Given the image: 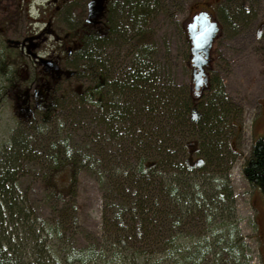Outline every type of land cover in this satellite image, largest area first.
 Masks as SVG:
<instances>
[{"label":"rangeland","instance_id":"rangeland-1","mask_svg":"<svg viewBox=\"0 0 264 264\" xmlns=\"http://www.w3.org/2000/svg\"><path fill=\"white\" fill-rule=\"evenodd\" d=\"M220 1L153 0L145 24L149 50V60L146 62L153 69V74H158L152 84L158 92V98L163 93L166 95V92L169 94L175 91L172 93V101L169 99L172 105L178 92L184 95L188 85L193 88L192 66L190 61L185 60L190 49L187 25L191 16L194 12L207 8L219 24V33L211 48V60L205 70L208 78H217L222 85V98L220 94L214 98L216 104L213 114L216 113L217 117L211 124L209 137L204 139L205 143L214 145V152L209 153L204 142L200 153L193 141L184 149L173 147L169 154L175 156V163L170 165V170H166L169 179H178L176 188L185 187L187 183L192 188L199 186L198 191L204 195V199L200 200L205 205L200 210L195 207H178L176 201L167 198L164 187L159 188L164 184L158 179L162 177L161 172L147 175V179L151 181L157 176L158 182L155 181L154 184L136 186L129 183V179L125 182L126 171L121 168L125 164L134 163L136 157L143 158L142 152H138L137 146L127 136L128 128L123 127L125 121V126L130 122L126 118L136 121L138 126H144V136L148 140L150 135L146 127L151 123L150 119L157 116L155 121L162 114L149 115L146 110H140L141 115L134 119L138 114L139 103L131 94H126L121 101L124 106H133L134 114L122 109L125 112L124 122H117L113 115L121 111L119 108L116 111H107L105 107L104 110H99L95 104L98 103L97 94L93 92L95 95L89 97L93 82L99 81L97 75L104 78L102 72H97L88 78L83 77L82 81L73 79L64 84L71 91L77 84H81L82 89L88 92L86 97L78 99L69 92L67 97L61 99L60 91L58 107L52 117L46 122L37 118L38 115L34 118L35 125H40L39 130L44 127L43 134L46 138L39 137L37 140L39 150L45 143H61V140L66 142L72 158L77 160L74 183L64 190L47 183L48 173L39 164L41 158L36 157L43 150L35 151L36 156L21 155V165L13 168L17 183L12 188L11 184H5L6 197L7 203L20 209L25 208L30 219L24 220L23 215L10 224L4 222L0 228V242L9 256L15 259L17 248L18 254L30 262L33 248L43 242L40 238L39 241L35 238L40 228L34 224L41 226L64 220L68 224L65 225V243L57 249L62 252L72 247L96 246L95 252L101 255L100 259L97 258L102 260L100 264H107L109 253L103 249L113 248L115 237L112 236H115L118 224L127 230L136 225V232L139 233L138 236L124 233L119 246L125 250L126 258L121 262H125L132 252H144L147 256L148 251L157 256L166 248L168 240L174 237L175 243L179 244L177 250L184 255L188 250L194 253L198 241L205 240L210 253L206 255V264H264V197L244 178L241 171L253 139L264 135V0H224L219 3ZM122 7L116 14L120 29L124 25L123 13L131 11L125 0L122 1ZM133 35L130 33L127 36L129 40L123 39L121 35L116 36V41L104 46L103 53H100L101 62L106 61L111 68V75L122 76L134 59L135 49L139 46L132 39ZM94 66L96 64L91 65V69ZM85 68L83 67L85 72L90 74ZM99 68L105 70L101 66ZM2 74L3 69L0 68V78ZM5 89L0 85V164L4 160L3 151L10 146L11 137L17 133L25 134L24 127L19 124L10 106V100L4 96ZM203 91L196 90V98L199 99ZM101 97L102 102L107 105L118 103L110 102L106 91ZM193 114L191 111V115ZM197 118L198 114L193 118L194 121ZM163 119L161 116V121ZM114 124L115 128L120 126L121 131L118 133L116 128V133L111 134ZM161 126L160 132L162 130L164 134L167 126ZM201 130L203 131V126ZM168 131L170 132L169 129ZM35 133L40 135L39 131L35 130ZM211 154L212 157H209ZM189 156L191 162L201 159L202 168L189 167L186 162L189 168L186 170L180 159ZM151 160L153 158H148L147 162ZM0 184H3L1 170ZM3 199L5 197H0L1 215L8 216ZM136 199L144 207L145 221L141 216L133 214L137 208L133 205ZM118 214L122 215V220L111 222L110 218L115 219ZM31 215L35 220L31 219ZM13 217L18 218V214L14 213ZM177 224L179 227H174ZM28 226L35 231L34 234L27 235L25 230ZM7 239L12 245L8 244ZM47 241L50 242H46L48 246L59 242L51 238ZM228 248L234 250L235 259L229 258ZM176 253H173L174 256ZM216 253L219 260H210L211 254Z\"/></svg>","mask_w":264,"mask_h":264},{"label":"trees","instance_id":"trees-1","mask_svg":"<svg viewBox=\"0 0 264 264\" xmlns=\"http://www.w3.org/2000/svg\"><path fill=\"white\" fill-rule=\"evenodd\" d=\"M125 1L126 4L129 5L131 11L129 13H123V27L121 29L119 28L116 19V14L122 7L121 4V6H119V8L115 11L113 19L111 20V37L109 36L110 38H107L108 42H106L105 44L104 42H97L96 48H90L89 50V54L93 58L94 64H96V66H94L88 72L97 73L96 71H98L99 73H103L105 82L103 88L101 89L102 95L103 92L106 91L109 95L110 102L117 101L120 105L114 102L107 105L102 101L100 102V104H95L97 105L99 110H104L103 107H105L106 110L109 109V111H116L119 108L118 110L121 111H118L117 114L115 113L116 115L114 114L113 116H115L117 122H124L125 118H123V113L130 111V113L134 114V107H129L126 105L124 106V102L121 100L122 97L126 96V94H131L133 98H136L135 100H137L139 103L138 114L134 116V119L141 115L142 112L140 110H146V113L149 115L162 114L161 116L164 118L162 121L161 116H158L159 119L155 121L154 118H156L157 116H155L153 119H150L151 123H149L148 127H146L148 128L150 135L148 140L147 137L144 136L145 127L138 126V123L136 121L131 120L130 118H126L130 122L127 124V127L125 126V121L123 127L128 128L127 136H130V140H132L133 143L137 146L138 152H142L143 158L138 157L137 159L136 157L134 163H131L129 165L125 164L126 166L124 168H121L123 169V171H126L124 175V177H127L126 179L124 178L125 182H128L127 179H129V183L132 182L136 186H146L147 184H154L157 176L153 179V181H151V179H147V175L151 173L154 174L156 172H161L160 176L162 177L158 179H160L159 181L164 182V184L162 186H159V188L164 187V193L168 195L167 198H169V200L171 199L174 202L176 201L178 207L184 209L195 207L200 210V208H202L205 203L201 202V200L204 199V195L198 191L200 190L199 186H196V188H192L191 186H188L187 183V186L185 187L176 188L175 184L177 183L178 179L168 178L166 170H170V165L175 163L173 162V158L175 156L170 155L169 150L173 149V147L184 149L186 145L190 143V141H193V143H196L197 152L199 151L200 153L201 148H203L202 143L204 142L205 138L209 137V131H212L211 124H213L212 122L217 117L216 113L213 114V108L216 104L214 98L219 94L222 98L220 92L222 87L221 82L214 77L208 78L206 85L209 86L207 89L205 88L206 85L204 86V91L201 92L202 95L199 97V99L198 97L196 98L197 95L195 96L197 92L190 85H188L187 91L184 95H182L181 92L177 93V97L174 100L173 105L171 101L173 97L172 93L175 92L174 90L169 94L168 92H166V95H164L163 93V96L160 94L161 97L158 98L156 95L158 92L155 90V87L152 84V81L155 80L158 74H153V69H151L150 64L146 62L147 60H149V50L147 44L148 36L145 31V24L147 22L146 16L148 17L147 13L152 7L153 0ZM222 1L224 0H221L219 3H221ZM116 27L117 29L114 30ZM127 29L130 31L128 32ZM130 33L134 34L132 39L134 40L136 46H139L135 49V57L127 66V69L123 72L122 76L117 77L115 75H111L110 73L112 72V70L108 67L106 61L104 63L101 62L99 58L101 57L100 53H103L104 46L110 44V41H112V44L116 41V36L120 37L121 35L123 39L129 40L127 36ZM190 58V51H188L185 60L189 62ZM100 66L101 69L105 68V70H100ZM10 73V70H6L3 68V74L0 78V85L4 86L3 79L8 77ZM170 94L171 97H169ZM192 108H196V110L200 112H198L199 118H197V120L195 121L191 119ZM122 109L125 110V112H122ZM176 110H179V112L177 113ZM53 114L54 111L42 113L39 114L37 118H40L42 119V121L46 122L50 117H52ZM34 122H36V119L32 120V124L30 125L19 123L24 127L25 134H14L9 142L10 146H8L2 154L4 160L0 164V170L3 184H0V197H5V199H3V202L6 203L9 215H1L2 213L0 211V228L3 227L4 222H8L10 224L11 221H14V219L16 221V219L22 218L23 215L24 220L30 219L25 208L20 209L18 206L12 203H7L6 197L7 190L5 184H11L12 186H10V188H12L15 187V184L17 183V179H14L15 171L13 170V168L21 165L19 164L21 155L23 156L24 154H26L27 156H29L32 154L36 156L35 151L43 150V152L41 151L42 154L39 153V156L36 157L41 158V163L39 164H41L42 168L45 169L46 173H48V176L46 178L47 183H51L59 190H64L68 188L72 183H74V172L77 165V160L72 158V154L70 150H68L66 142L64 140H61V143L55 142V144L50 145L48 143H45L44 146H40L41 149L39 150L37 140L39 139V137H41L42 139L46 138L44 136L45 134H43L44 127L40 128L39 130L40 125H35ZM109 124H111V122H109ZM161 124H163V127L167 126V130H165L164 134H162V130L160 132V129H162ZM115 125L116 124H114L112 132H110L111 134L116 133V128L118 133L121 131V127L116 126L115 128ZM202 126L203 131L201 130ZM168 129L170 130V132L168 131ZM35 130L39 131L40 135H38L39 133L36 134ZM197 135H202L204 137H196ZM205 144H207L206 146L207 150H209V153L214 152V145H209V142ZM61 152H63V154ZM60 157H63V159L61 160ZM209 157H212V154ZM148 158H153V160L147 162ZM109 161L111 160L109 159ZM189 161L190 158L180 159L181 165L186 170H189ZM186 162L188 166L186 165ZM194 167L200 169L202 168V165ZM241 171L244 178L255 189H258L264 197V135L261 137H255L253 139L249 155L244 159V162L241 166ZM65 176L67 177V182H65ZM166 180L168 181L166 182ZM143 181L144 183H142ZM157 182L158 180L156 181V183ZM133 202V205L137 206L136 210L133 211V214L141 216L142 220L145 221L143 217V214H145L143 205L140 204L139 200L137 199ZM12 207L15 208L13 209ZM13 212L15 214H18V218L13 217ZM121 216L120 214L115 215V219L114 217H111L110 220L111 222L122 220ZM31 219L35 220V217L31 215ZM66 224L67 222H65L64 220L57 221L56 223L42 224L41 226L34 224L35 227L40 228L39 233L35 234V238H37V241H39L40 238L41 240H43V242H40L39 246L37 244L36 248H33V255L30 262L27 261V258L21 257V255L18 254L17 248L15 249V251L17 252V257L14 259L12 256H9L6 251L3 250L2 243L0 242V264H100V261L102 260H97V258L100 259L101 255L95 252L96 246H89L87 248H85L84 246L72 247L68 248L67 251L62 250V252L57 249L61 248V246H64V233L66 231ZM135 226L132 227L131 230H127L126 228L120 227L119 224L116 225V227L118 228L115 229V236H112L113 238L115 237V240L113 241L115 242L113 248L103 249L104 251L109 253L108 261L106 262V260H104V262H106L107 264H206V255L210 253H208V247L205 240L198 241L194 253L188 252L190 251L188 250L184 255L183 253H181V251L177 250L179 244L175 243L176 239L174 237L168 240L166 248L163 249L157 256H155V254H150L148 251L146 252L147 256L144 252H132V254L127 257L125 262H121V260H124L126 258V256L124 255L125 250L122 249L121 246H119L121 238H123L125 234H129L130 236H136L137 234H139L138 232H136L137 230ZM141 226L144 228L143 224ZM174 227H179V224L175 225ZM25 232L27 233V235H31V233L34 234L35 231H33L32 228L28 226ZM49 238H51V240L59 242H57V244H51L52 246H48L47 244L50 242H48L47 239ZM7 242L9 245H12L8 239ZM46 242L48 243L46 244ZM174 252H177L175 256L173 254ZM227 253L229 254L230 259L236 258L234 250L232 248H228ZM104 257L105 259H107L106 256ZM219 258L220 257L218 253L214 255L211 254L210 260H219Z\"/></svg>","mask_w":264,"mask_h":264},{"label":"flooded vegetation","instance_id":"flooded-vegetation-1","mask_svg":"<svg viewBox=\"0 0 264 264\" xmlns=\"http://www.w3.org/2000/svg\"><path fill=\"white\" fill-rule=\"evenodd\" d=\"M91 1L0 0V65L11 71L3 77L4 96L20 124L30 125L37 115L55 111L60 91L61 99L69 92L78 99L86 97L81 84L73 91L64 84L95 75L83 69L91 70L94 64L89 50L97 42H108L111 20L122 4L103 0L100 15L92 18ZM97 76L89 97L97 94L100 103L105 78Z\"/></svg>","mask_w":264,"mask_h":264},{"label":"water","instance_id":"water-1","mask_svg":"<svg viewBox=\"0 0 264 264\" xmlns=\"http://www.w3.org/2000/svg\"><path fill=\"white\" fill-rule=\"evenodd\" d=\"M102 4L103 0H92L90 2V17L100 15L103 10ZM187 31L191 45V61L194 66L192 79L197 90L206 82L204 66L209 61L212 42L218 34V24L207 11H203L192 17V21L187 25Z\"/></svg>","mask_w":264,"mask_h":264}]
</instances>
